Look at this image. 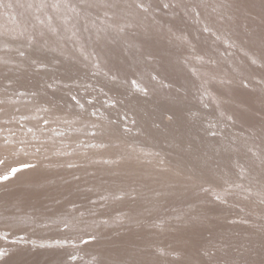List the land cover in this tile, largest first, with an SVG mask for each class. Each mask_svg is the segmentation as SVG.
<instances>
[{"label": "bare ground", "instance_id": "obj_1", "mask_svg": "<svg viewBox=\"0 0 264 264\" xmlns=\"http://www.w3.org/2000/svg\"><path fill=\"white\" fill-rule=\"evenodd\" d=\"M3 176L0 264H264V0H0Z\"/></svg>", "mask_w": 264, "mask_h": 264}, {"label": "rangeland", "instance_id": "obj_2", "mask_svg": "<svg viewBox=\"0 0 264 264\" xmlns=\"http://www.w3.org/2000/svg\"><path fill=\"white\" fill-rule=\"evenodd\" d=\"M79 62L84 63L86 65H88L91 68L96 69L95 67L98 66L101 68L100 73L103 74L105 77H107L108 79H111L112 81H116V82H120V84L125 85L128 90V93H130L131 95H137L140 96V94L144 97V100L149 103L150 105H152L155 109H157V112H159V108H156L157 105V99L155 100L156 97H161L164 95H167L168 97H175V95L172 93V91H170V87L169 85H166L165 79L164 78H160L157 75H152L148 80H145L150 84V87H148L147 83L144 81H140V80H136L135 79V73H141L144 77L145 75L141 72L140 68L138 67V63L137 61H135V63H130L131 68H127V71L125 73L122 74V76H117V74H113V70L111 71V65H110V61H108V59L104 58V63L106 64V66H102V65H97L95 62V59H90L87 61H82L80 60ZM115 63V60H114ZM119 65V64H118ZM151 68V67H150ZM149 68V69H150ZM148 69V67L145 69V74H150L151 75V71ZM98 71V70H97ZM134 71V72H133ZM149 71V72H148ZM99 73V74H100ZM127 74V75H126ZM156 77V78H155ZM162 82V83H161ZM119 86V85H118ZM130 86V87H128ZM133 88V90H132ZM127 89H125L127 91ZM150 89V90H149ZM149 90V91H148ZM134 91V92H133ZM139 93V94H137ZM152 93V94H151ZM150 96V97H149ZM146 98V99H145ZM155 100V101H154ZM152 107V111H155V109ZM231 200H239L242 197V191L239 189V186L236 185V183H233L231 185V187L228 190ZM69 264V263H68Z\"/></svg>", "mask_w": 264, "mask_h": 264}, {"label": "snow or ice", "instance_id": "obj_3", "mask_svg": "<svg viewBox=\"0 0 264 264\" xmlns=\"http://www.w3.org/2000/svg\"><path fill=\"white\" fill-rule=\"evenodd\" d=\"M165 6H167V5H165ZM11 171H12L13 174H15L18 170L13 168ZM8 178H9L8 176L0 177V179H4V180H7Z\"/></svg>", "mask_w": 264, "mask_h": 264}]
</instances>
